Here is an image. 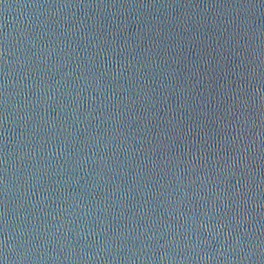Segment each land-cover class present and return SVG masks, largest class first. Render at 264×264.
<instances>
[{
    "label": "water",
    "instance_id": "1",
    "mask_svg": "<svg viewBox=\"0 0 264 264\" xmlns=\"http://www.w3.org/2000/svg\"><path fill=\"white\" fill-rule=\"evenodd\" d=\"M0 264H264V0H0Z\"/></svg>",
    "mask_w": 264,
    "mask_h": 264
}]
</instances>
